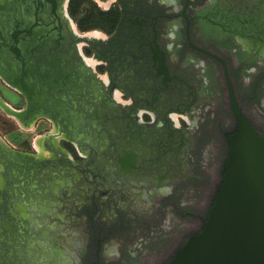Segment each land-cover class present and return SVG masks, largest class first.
Segmentation results:
<instances>
[{"label": "flooded vegetation", "instance_id": "1", "mask_svg": "<svg viewBox=\"0 0 264 264\" xmlns=\"http://www.w3.org/2000/svg\"><path fill=\"white\" fill-rule=\"evenodd\" d=\"M72 1L0 0V71L28 94L0 74L27 113L11 118L41 127L33 153L0 136V264H103L101 241L153 223L150 198L190 191L168 264L203 230L239 129L216 57L264 136L249 116L264 123V0H99L118 12L103 31L81 29Z\"/></svg>", "mask_w": 264, "mask_h": 264}, {"label": "water", "instance_id": "2", "mask_svg": "<svg viewBox=\"0 0 264 264\" xmlns=\"http://www.w3.org/2000/svg\"><path fill=\"white\" fill-rule=\"evenodd\" d=\"M216 58L224 67L239 129L230 137L224 182L203 230L190 237L168 264H264V136L242 116L227 66ZM3 79L28 95L24 82L13 83L5 75ZM0 109L17 120L27 115L1 96Z\"/></svg>", "mask_w": 264, "mask_h": 264}, {"label": "rangeland", "instance_id": "3", "mask_svg": "<svg viewBox=\"0 0 264 264\" xmlns=\"http://www.w3.org/2000/svg\"><path fill=\"white\" fill-rule=\"evenodd\" d=\"M105 8L99 0H73L71 15L81 29L103 31L113 22L115 14L118 13L114 7L111 10ZM254 79L253 76L248 78L250 82ZM240 81L243 83L244 79ZM261 104H264V99L261 100ZM256 112L261 115L260 111ZM249 116L253 123L264 131V123H260L256 115L249 114ZM10 124L17 128L11 119L0 115L1 128L4 125L10 128ZM18 135L23 137L25 133L20 130ZM200 157L201 162L209 161L212 150L208 146L204 147ZM161 199V197L149 199L150 204L145 207L144 213L151 214V211H154V218L153 223L143 224L142 232L144 233L135 234V231L134 235L132 233L129 235L131 230L127 235L109 236L98 245L94 257L100 259L103 264H147L152 258H154V264L167 263L168 258L158 259L157 255L168 248L174 251L179 247L178 244L171 245L172 237L180 232L183 224L179 212L197 206L199 198L190 191H185L174 197L173 204L163 205Z\"/></svg>", "mask_w": 264, "mask_h": 264}, {"label": "crops", "instance_id": "4", "mask_svg": "<svg viewBox=\"0 0 264 264\" xmlns=\"http://www.w3.org/2000/svg\"><path fill=\"white\" fill-rule=\"evenodd\" d=\"M0 93L3 94L5 98L4 100L8 104L12 106L19 105L20 100L16 98V96L10 95L8 90H6L5 86H3L2 82H0ZM0 115L7 116L8 119H11L14 125H16L17 127L14 128L13 126H11V124H10V128L9 126H5V125L3 128L0 127V136L4 140V142L8 144L10 147L15 148L17 150L23 152L29 151L30 153H33L34 151L33 144H37V139H38L37 137L41 134V127H36L33 130H25L13 118L9 117L8 115H5L2 112H0ZM20 130L25 133V136L22 137L18 135V132Z\"/></svg>", "mask_w": 264, "mask_h": 264}, {"label": "bare ground", "instance_id": "5", "mask_svg": "<svg viewBox=\"0 0 264 264\" xmlns=\"http://www.w3.org/2000/svg\"><path fill=\"white\" fill-rule=\"evenodd\" d=\"M95 35H98V33H95V34H94V36H95ZM117 96H118V95H117ZM37 148L40 150V148H39L38 144H37ZM40 151H41V150H40Z\"/></svg>", "mask_w": 264, "mask_h": 264}]
</instances>
